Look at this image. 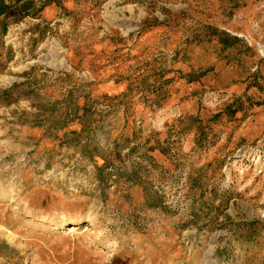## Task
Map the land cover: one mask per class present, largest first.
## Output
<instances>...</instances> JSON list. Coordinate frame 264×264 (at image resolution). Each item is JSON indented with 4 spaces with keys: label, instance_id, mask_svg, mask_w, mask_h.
Listing matches in <instances>:
<instances>
[{
    "label": "rangeland",
    "instance_id": "1",
    "mask_svg": "<svg viewBox=\"0 0 264 264\" xmlns=\"http://www.w3.org/2000/svg\"><path fill=\"white\" fill-rule=\"evenodd\" d=\"M2 19L0 264H264V0Z\"/></svg>",
    "mask_w": 264,
    "mask_h": 264
},
{
    "label": "trees",
    "instance_id": "2",
    "mask_svg": "<svg viewBox=\"0 0 264 264\" xmlns=\"http://www.w3.org/2000/svg\"><path fill=\"white\" fill-rule=\"evenodd\" d=\"M31 0H0V18L5 17L11 10L13 5L22 3L25 7ZM2 24V31L5 32L7 23L4 19L0 22Z\"/></svg>",
    "mask_w": 264,
    "mask_h": 264
}]
</instances>
